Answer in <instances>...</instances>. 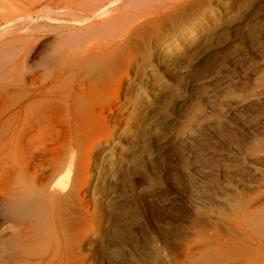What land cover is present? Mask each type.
<instances>
[{
    "label": "rangeland",
    "instance_id": "rangeland-1",
    "mask_svg": "<svg viewBox=\"0 0 264 264\" xmlns=\"http://www.w3.org/2000/svg\"><path fill=\"white\" fill-rule=\"evenodd\" d=\"M18 6L0 113L47 115L0 145V209L38 204L0 215V264H264V0H133L76 30Z\"/></svg>",
    "mask_w": 264,
    "mask_h": 264
},
{
    "label": "bare ground",
    "instance_id": "bare-ground-1",
    "mask_svg": "<svg viewBox=\"0 0 264 264\" xmlns=\"http://www.w3.org/2000/svg\"><path fill=\"white\" fill-rule=\"evenodd\" d=\"M130 2H133V0H24V3H20V5L18 6L15 3V0H0V50L9 47L14 42L18 41L19 38L22 39L23 38L22 35L29 31V28L26 25L15 26L13 24V20L11 19V15H12L11 12H12V9L15 10L17 6L19 8H22V10L24 12L25 11L28 12V18H29V20L31 19L30 22H32L33 25H34V21H35V24L38 21H42V22L43 21H46V22L58 21V22H61V21H59L60 18H58V17L60 15H64V16H70L71 19H68L67 20L68 24H63V26L68 30H76L77 24H81V25L88 24L89 20L91 21V19L98 18L101 15L104 16V14L106 15V13H108L111 10L119 13ZM110 7H111V9H110ZM33 15H35L36 18H33V17H35ZM34 19H36V20H34ZM130 25H131V23H130ZM129 28L130 27L128 25L124 29V32H123L124 36L129 32ZM73 48H74V46H73ZM71 54L69 51H63L62 50L60 52V54L58 55L59 56L58 58H59V60H64L65 58L71 57L72 56ZM23 60L25 61V59H23ZM0 63H2V62H0ZM7 65H8L7 62H3L2 65L0 64V91L1 92L7 91L8 89H10L12 87V84L14 82L18 81L16 79V72L14 71V68H17L19 66L16 63L12 64V65L16 66L13 68H10L9 65L8 66ZM58 74L51 75V79L53 80V83H55V84H56V81H58V79L56 80ZM59 76H60V74H59ZM20 80L22 81V79H20ZM47 82H48V80H47ZM43 85H45V83ZM53 87H57V86L53 85ZM51 88H52V86H51ZM6 93H9V92H6ZM31 93H33V91ZM44 93H46V90ZM49 94L50 93H48V94L46 93L44 95L47 96ZM1 95H2V93H1ZM43 96H42V98H43ZM35 101L36 102H34V101L33 102L38 103L37 100H35ZM33 102H31V106H32V104H34ZM39 103H38V105L41 106V104H39ZM36 105L34 107H36ZM38 105L36 108H39ZM27 107H29L30 110H31V108H33L30 106H27ZM36 108H34V109H36ZM44 108H46V106H44ZM30 110L27 111V109H24V110L20 109L18 112L12 113L10 115L8 114L6 116H5V112L0 113V145L1 146H3V145H4V147L9 146L10 144H13L14 142H16L17 141V138H16L17 130L21 129L23 127H26L27 125L31 126L32 123L34 124L33 121L36 122L38 120V118H36V117L41 116L43 113V112L41 113L40 111L39 112L34 111L32 109L35 113V114H32V112H31L32 110L31 111ZM36 110H38V109H36ZM23 113H25V117H26L27 113H29L26 117V118H28V120H26V118L24 119L22 117ZM44 113H45V110H44ZM45 115H47V114L45 113ZM34 117L36 120H34ZM43 117H45V116H43ZM37 205L38 204L34 203V202H32V203H30V202H18V203H13V204H7V206L4 207L3 210H2V208L0 209V215L3 219L22 220L23 218L25 219L28 216V213L32 212L33 209H35V208L38 209Z\"/></svg>",
    "mask_w": 264,
    "mask_h": 264
}]
</instances>
